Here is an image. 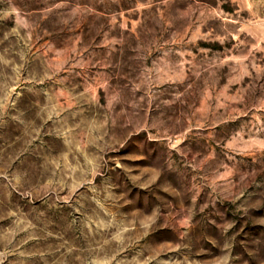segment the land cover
Masks as SVG:
<instances>
[{"label": "rangeland", "instance_id": "1", "mask_svg": "<svg viewBox=\"0 0 264 264\" xmlns=\"http://www.w3.org/2000/svg\"><path fill=\"white\" fill-rule=\"evenodd\" d=\"M0 264H264V0H0Z\"/></svg>", "mask_w": 264, "mask_h": 264}]
</instances>
